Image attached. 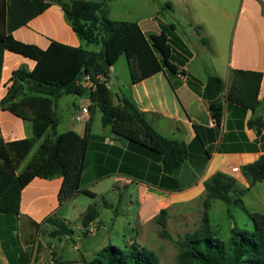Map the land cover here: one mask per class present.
<instances>
[{"label": "crops", "instance_id": "obj_1", "mask_svg": "<svg viewBox=\"0 0 264 264\" xmlns=\"http://www.w3.org/2000/svg\"><path fill=\"white\" fill-rule=\"evenodd\" d=\"M49 1L51 4L45 11L12 32L13 38L41 49L48 48L52 40L74 47L84 45L67 20L59 4L60 0ZM189 2L191 1L109 0L107 6L109 18L136 21L147 36L167 31L171 49L169 60L177 69L171 70L163 65L162 70L133 82L128 58L124 55L130 76L124 82L116 71L115 64L122 55L111 67L119 82L115 91L112 90L130 97L160 134L188 145V157L179 174H167L159 154L114 134L110 126H104L101 133L94 132L93 120L98 107L92 103L88 94H71L65 102L68 114L66 129L61 132L74 130L83 135L89 125L90 143L82 186L93 191L95 196L80 193L61 204V176L33 178L22 190L20 214H0V264H85L87 260H92L100 250L92 241H100L102 246H106L111 243L112 234L101 217L102 210L98 200H103V207H114L107 198L113 197L114 193L121 201L122 190L129 191L130 195L135 190L138 199L137 220L128 223L131 230L129 243L143 241L144 231L155 223V216L163 208L168 209L169 219L173 213L184 215L194 212L193 207H196L195 211L202 209L207 196L205 182L217 172L234 177L238 188H248L247 192L254 190L256 198L263 200L255 188L257 183L263 184L264 180L252 184L243 174L242 168L264 155V128L258 134L255 128L247 125L250 118L264 116V0H241L236 25L230 36L228 31L222 29L223 22L230 15L227 3L195 1L201 13L200 19L196 20L198 22L195 27L200 29L195 31L197 43H192L193 46L189 37L177 32L174 22L163 20L165 10L174 14L180 6L192 18ZM116 4H119L118 12L114 10ZM214 7H217L216 17ZM214 23H217L216 27ZM171 24H174V28H170ZM157 54L161 59V54ZM35 66L36 60L32 56L0 42V101L12 82L13 71L20 67L31 71ZM234 69L263 73L260 104L254 112L226 99ZM210 75L221 76L225 83L224 92L214 99L217 105L223 106V117L219 125L213 116L211 102L203 96ZM66 95L69 94H63L54 103L57 114L61 99ZM84 107L88 108V114L84 119L77 120V114ZM33 135L34 124L31 120H24L0 105V136L5 141ZM23 165L24 163L21 168ZM232 167L239 169L233 171ZM91 204L97 207L99 215L85 228L82 215ZM49 216L60 220L68 229L75 226L81 230L82 235L87 236H78L79 243H75L74 248L80 254L76 257L65 254L69 250L66 240L72 239L75 231L51 235L56 226L45 222ZM48 225L51 226L48 228V235L54 239L41 241L39 235H42V228ZM94 225L98 227V232L90 235L88 229ZM22 229H25L29 239L36 235V241H20ZM102 232L104 235L101 236Z\"/></svg>", "mask_w": 264, "mask_h": 264}, {"label": "trees", "instance_id": "obj_2", "mask_svg": "<svg viewBox=\"0 0 264 264\" xmlns=\"http://www.w3.org/2000/svg\"><path fill=\"white\" fill-rule=\"evenodd\" d=\"M108 1H59L67 20L83 44L99 45L100 49L97 50L85 45L74 47L56 40H52L46 49L16 41L12 32L45 11L51 2L0 0V42L36 60V66L31 71L25 67L13 71L12 82L0 101L2 108L24 120H31L34 124L32 137L5 141L0 136V214H20L22 190L37 176L63 178L59 190L61 204L80 193L95 196L93 191L82 186L90 143L89 125L83 135L74 130L61 133L57 131L60 118L54 103L63 94H88L92 103L102 112L103 126H110L114 134L159 154L167 174L178 175L187 159L189 147L185 142L160 134L130 97L119 92V102L109 86L111 67L122 55L128 58L133 82L162 70L163 65L176 70L177 67L169 60L171 49L167 31L147 36L136 21L109 18ZM262 8L264 12L263 3ZM170 28H174V24ZM202 41L206 42V39L202 38ZM84 72L92 79L91 87L78 83ZM262 78L261 71L232 70V84L226 92V99L254 112L260 104ZM224 90L225 83L219 75H210L203 90L204 98L211 102L210 107L218 125L222 121L223 106L217 105L214 99ZM247 125L260 134L264 128V116L250 118ZM39 141L37 150L21 168ZM242 171L252 184L263 181L264 155L243 166ZM205 187L207 196L203 201L201 221L193 231L175 239L180 247L178 263L264 264V212L250 211L243 206L253 223V229L241 231L235 224L227 240L219 237L218 230L211 224L209 217L214 200H223L228 205L243 204V196L248 188H238L236 179L223 172L215 173L205 182ZM228 213L233 219L230 208ZM98 215L97 207L89 205L82 215L83 226L88 228ZM168 220L167 208L161 209L154 218L160 226V236L173 240ZM45 222L56 226L51 232L53 236L70 232L56 218L49 216ZM85 264L162 263L153 249L133 241L126 247L109 243Z\"/></svg>", "mask_w": 264, "mask_h": 264}, {"label": "rangeland", "instance_id": "obj_3", "mask_svg": "<svg viewBox=\"0 0 264 264\" xmlns=\"http://www.w3.org/2000/svg\"><path fill=\"white\" fill-rule=\"evenodd\" d=\"M190 1L191 2H189L190 4L189 7H190V11L193 14L192 18L184 11L183 6H180L178 11L174 14H172L168 10H165L166 12L163 15L164 16L163 20L164 21L166 20V22L169 21L174 22L175 26H177V32L179 34L185 35L186 37H189L190 43L193 46V44H195L194 42L197 43L195 37V31L198 32L200 28L195 27V25L198 22L196 20L200 19L201 11L195 5L196 4L195 1L198 0H190ZM208 1L212 3H216L217 1H223L227 3V7L230 15L229 18L223 22L222 29L228 31L230 36L236 25L237 15L239 13L241 0H208ZM216 8L217 7H214L215 17L217 15ZM114 10H116V12L119 11V4H116ZM117 14L116 16H119ZM216 25L217 23H214V27H216ZM84 45L90 49H100V46H96V45L87 46L85 43ZM115 64H116V71L120 76H122L124 82H127L130 76L127 70L125 56L123 55ZM111 86L112 89L115 91L116 89L115 83L111 82ZM70 95L71 94L66 95L63 99H61V103L58 108V115L60 116L61 119L59 125L57 126L58 132L64 131L66 129V123H67L66 119L68 114H67V104H65V102L66 99H69L71 97ZM101 117H102V112L98 108L96 110L93 120V131L96 133L97 132L101 133L104 131V126L102 124ZM76 122L79 121L76 120ZM37 148H38V143L31 150L29 156L26 157V159L24 160L23 162L24 165L29 161L31 156H33ZM256 190L260 192L261 196L263 197V200L256 198V196L254 195V190H251L244 195L245 198L243 196V204L232 203L231 205H228L223 200H214L212 202V206L209 210V217L211 224L218 230L219 237L227 240L231 235V228L234 227L235 224L237 228L241 231L253 229V223L249 218L247 212L244 210L243 206L248 208L250 211L264 212V205H263L264 182L263 184L260 182L257 183L255 191ZM122 192H123V196L121 201L119 200V196H117L114 193H112L113 197L111 196L107 198V200H109L114 204V207H107V208L103 207V205L101 204L103 203L102 202L103 200L101 198H99L98 200V205L102 210L101 217L103 221L105 222V224L108 225L109 231L112 232L110 237L111 244L119 247H126L127 245L131 244L129 243V238H128L131 232V230H129L128 223L129 221L136 222L137 220L138 199L135 190L131 191V195L129 191L122 190ZM228 208H230L231 210L233 219H231L229 216ZM192 210L194 212H190V213L187 212L184 215H180L181 213L180 214L173 213L172 215H170L168 227L171 234L174 237L173 240L161 237L159 234L160 226L155 222L148 226V228L144 231L145 237L143 238V241H140L138 243L153 249L158 254L162 264H179L177 260V255L180 251V247L176 243L175 239H178L180 236H183L186 232L193 231L197 227L198 223L201 221L203 207L202 209L200 208L198 211H195L196 207H193ZM49 227L51 226L48 225L45 226V228H42V235H39L41 241H49L54 239L53 237L48 235ZM89 229H88V233L92 235ZM69 230L75 231V233L73 234L72 239L68 238L66 240L69 245V250H67L65 254L66 256L69 257H76L78 254H80L79 251L76 248H74L75 243L77 244L79 243L78 236L80 235L82 237H87V236L82 235L81 230L76 229L75 226H72V228H70ZM102 234L104 235V232H102L100 235L102 236ZM20 241H36V235L34 238L29 239V237L26 236L25 229H22V236L20 238ZM92 242L94 246L96 245L99 246L100 250L103 247H105L104 245L102 246V243H100V241H95V243L94 241ZM86 262H88V260Z\"/></svg>", "mask_w": 264, "mask_h": 264}, {"label": "built area", "instance_id": "obj_4", "mask_svg": "<svg viewBox=\"0 0 264 264\" xmlns=\"http://www.w3.org/2000/svg\"><path fill=\"white\" fill-rule=\"evenodd\" d=\"M79 84L86 86V87H91L92 86V79L90 77V75H84L79 81ZM88 108L84 107L82 108L81 112L77 114L76 118L77 120H82L85 118V116L88 114ZM239 168L238 167H232L233 171H237ZM91 234H95L98 231V228L96 225L90 227L89 229Z\"/></svg>", "mask_w": 264, "mask_h": 264}, {"label": "water", "instance_id": "obj_5", "mask_svg": "<svg viewBox=\"0 0 264 264\" xmlns=\"http://www.w3.org/2000/svg\"><path fill=\"white\" fill-rule=\"evenodd\" d=\"M84 75H85V72L83 73V76H84ZM110 77H111V81H112L113 83H115L116 86H118L119 83H118V80H117L115 74H114V73H110ZM115 95H116V97H117V100L120 102L121 99H120L119 94H118V93H115Z\"/></svg>", "mask_w": 264, "mask_h": 264}]
</instances>
